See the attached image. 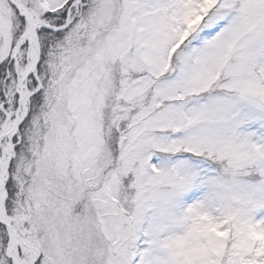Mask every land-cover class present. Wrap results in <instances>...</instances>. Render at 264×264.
Masks as SVG:
<instances>
[{"label": "snow or ice", "instance_id": "snow-or-ice-1", "mask_svg": "<svg viewBox=\"0 0 264 264\" xmlns=\"http://www.w3.org/2000/svg\"><path fill=\"white\" fill-rule=\"evenodd\" d=\"M0 264H264V0H0Z\"/></svg>", "mask_w": 264, "mask_h": 264}]
</instances>
